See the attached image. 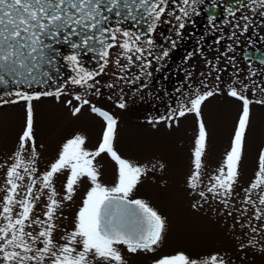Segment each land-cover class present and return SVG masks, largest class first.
<instances>
[{"label":"snow or ice","instance_id":"1","mask_svg":"<svg viewBox=\"0 0 264 264\" xmlns=\"http://www.w3.org/2000/svg\"><path fill=\"white\" fill-rule=\"evenodd\" d=\"M167 2L168 0H0V84L7 86L11 82L28 87L46 84L51 79L50 70L55 68L59 58L58 46L66 45L72 49L73 54L65 59L76 73L71 83L82 88H95V84L89 81L95 80L99 73L85 71L80 66L81 54L94 53L103 61L104 67L107 66L110 50L114 47H119L122 50L120 55L129 62L133 59L130 53L136 55L137 59L143 58L145 52L151 55L154 44L152 39H145V33L124 30L119 25L129 21L136 25L147 24V31L155 32ZM200 2L202 0H183L186 6L182 9L183 16L189 17L192 12H196L195 5ZM252 4L264 9V0H252ZM228 11L231 13L232 9ZM169 15L173 13L169 12ZM184 27L183 22L179 23V29ZM172 47H175V41ZM168 54L165 50L162 56L167 57ZM155 59L160 60L161 56H156ZM116 65L120 67L119 59ZM149 66L144 65L145 68ZM100 71L103 72V67ZM14 94L29 102L39 98L21 91ZM213 95V91H207L205 94L195 93L194 98L189 101L190 107L180 106L178 116L183 117L190 112L199 117L202 104ZM229 95L242 101L241 116L224 167L220 168L219 174L214 177L215 183L208 188L213 195L225 197L233 192V186L237 182L243 141L250 122L249 99L235 89H232ZM74 99L80 101L81 97L77 95ZM89 103L88 100L83 101V104ZM125 106L123 102L118 104L120 108ZM80 111V107H75L72 114L78 115ZM92 111L98 112L106 121V129L98 148L95 151L86 150L84 137L75 136L64 144L50 170L37 180L34 175L37 169L34 167L36 150L33 113L29 104L26 127L20 137L14 163L6 173L9 187L0 206L2 264H44L45 260H50L51 264H125L118 246L126 247L130 253L148 252L154 251V246L162 241L165 220L142 200L129 199L147 169L135 166L117 154L114 149L117 121L107 112L99 111L95 107ZM171 118L175 119V116ZM206 135L205 125L201 120L194 153L196 171L190 180L192 189L198 186ZM30 144L31 160L26 162L23 152ZM104 153L118 166L117 179L112 187L100 183L99 172L94 166L95 158ZM59 173H67L65 199L71 200L77 184L83 178L91 182V188L77 214L74 230L64 238L65 244L57 246L53 235V219L60 205L55 199L57 193L53 182ZM26 175L30 184L27 185L25 196L17 199L18 189L21 187L19 182L24 181ZM38 184L41 191L47 190L49 193L46 220L32 218L36 206L34 200L40 199L34 195ZM261 187H264V154L259 158L257 177L250 185L253 190ZM199 195L205 196L203 192ZM259 204L264 205V196L260 198ZM17 206L20 211L14 214ZM32 224L41 225L42 230L35 235L27 231ZM157 264L196 262L184 254H178L162 258ZM210 264H217V257H212ZM219 264H223V261Z\"/></svg>","mask_w":264,"mask_h":264},{"label":"rangeland","instance_id":"2","mask_svg":"<svg viewBox=\"0 0 264 264\" xmlns=\"http://www.w3.org/2000/svg\"><path fill=\"white\" fill-rule=\"evenodd\" d=\"M121 52L119 47L110 50L103 72L95 80L89 81L95 84V88H82L70 80L62 91L50 95H31L39 98L30 102L14 93L0 97V206L9 187L6 173L14 163L20 137L25 130L29 104L33 113L34 167L37 169L34 175L37 180L50 170L64 144L75 136L84 137L86 150L95 151L98 148L106 121L98 112L92 111L95 107L117 121L114 141L117 154L133 165L147 169L129 199L142 200L165 220L166 225L163 239L154 246V251L130 253L126 247L118 246L125 264H157L162 258L178 254H184L196 264H210L212 257H217V264L220 261L223 264H264V205L259 204L264 196V187L250 188L257 177L259 158L264 154V104L250 103V122L233 192L227 197L213 195L208 188L215 183L214 177L224 167L233 145L242 101L231 97L229 91L222 90L217 94L216 101L202 111L204 114L200 119L159 123L122 119L109 99L119 96L117 83L120 80L113 75L117 70V65H114L117 59L120 63L127 61L120 55ZM244 87L238 83L235 90L241 93ZM99 89L108 90L107 98L92 92ZM77 95L81 97L80 101L74 99ZM84 100L90 103L83 104ZM75 107H80L81 111L74 116L72 112ZM201 120L207 134L206 148L198 186L192 189L190 180L196 171L194 153ZM23 155L26 162L31 160V144ZM94 166L99 172L100 183L106 187L114 186L118 169L115 161L104 153L95 158ZM66 175L57 174L53 182L57 193L55 199L60 205L53 219L57 246L65 244L64 238L74 230L77 214L91 188V182L83 178L77 184L71 200L65 199ZM19 183L21 187L17 199L25 196L30 180L26 175L25 180ZM200 192L205 196L201 197ZM34 195L40 199L34 200L36 206L32 218L46 220L49 193L47 190L41 191L38 184ZM19 211L17 206L14 214ZM26 230L35 235L42 230V226L32 224ZM44 264H51V261L45 260Z\"/></svg>","mask_w":264,"mask_h":264},{"label":"flooded vegetation","instance_id":"3","mask_svg":"<svg viewBox=\"0 0 264 264\" xmlns=\"http://www.w3.org/2000/svg\"><path fill=\"white\" fill-rule=\"evenodd\" d=\"M185 7L183 0H168L156 31L148 37L154 41L152 54L145 52L141 59L129 54L132 61L117 66L113 77L120 80L119 96L109 99L122 119L147 123L200 119L220 91L230 92L238 83L246 86L241 94L250 103L264 101V9L252 0H202L195 5L196 12L184 17ZM188 10L191 12L190 7ZM181 22L183 29L178 28ZM165 50L167 57L162 56ZM145 64L150 66L145 68ZM107 91L92 92L107 98ZM207 91L214 95L204 101L199 117L190 112L178 116L181 105L190 107L195 93ZM121 102L124 108L118 107Z\"/></svg>","mask_w":264,"mask_h":264},{"label":"water","instance_id":"4","mask_svg":"<svg viewBox=\"0 0 264 264\" xmlns=\"http://www.w3.org/2000/svg\"><path fill=\"white\" fill-rule=\"evenodd\" d=\"M119 26L124 30L145 33V39H148L151 33L147 31V24L136 25L129 21ZM58 51L59 58L55 68L50 70L51 79H49L46 84L42 86L33 85L32 87L26 85H14L11 82L7 86L0 84V97L9 93H15L16 91H21L26 95H37L51 94L62 90L67 81L72 80L76 73L72 71V66L68 64L65 59L66 56L73 54L72 49L66 45H62L58 46ZM79 58L81 60L80 66L83 67L85 71H91L94 73L100 72L103 61L97 55L94 53H84L81 54Z\"/></svg>","mask_w":264,"mask_h":264}]
</instances>
